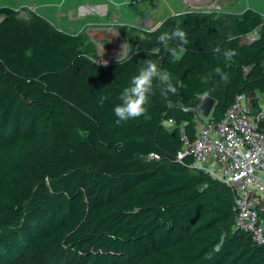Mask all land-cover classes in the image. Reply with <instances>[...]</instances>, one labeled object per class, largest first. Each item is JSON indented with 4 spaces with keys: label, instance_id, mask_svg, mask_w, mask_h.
<instances>
[{
    "label": "trees",
    "instance_id": "1",
    "mask_svg": "<svg viewBox=\"0 0 264 264\" xmlns=\"http://www.w3.org/2000/svg\"><path fill=\"white\" fill-rule=\"evenodd\" d=\"M184 14L102 64L79 35L0 6V264H264V246L234 228L231 189L178 159L206 121L205 92L214 122L238 95H264V21L246 10L226 34L209 15ZM177 27L189 44L173 63L158 37ZM217 47L237 55L225 63ZM146 60L179 94L165 100L154 81L150 118L117 125L113 108ZM221 234V252L204 259Z\"/></svg>",
    "mask_w": 264,
    "mask_h": 264
},
{
    "label": "rangeland",
    "instance_id": "2",
    "mask_svg": "<svg viewBox=\"0 0 264 264\" xmlns=\"http://www.w3.org/2000/svg\"><path fill=\"white\" fill-rule=\"evenodd\" d=\"M213 2L221 5L220 11L201 10ZM0 6L18 10L24 21L41 17L52 26L79 35V47L95 63L102 64L127 57L136 38L154 40L157 37L154 32L166 19L180 18L186 10L192 11L188 14H194L196 22H201L199 15L211 16L226 34L232 33L234 20L246 10L264 21V0H0ZM150 17L154 32L144 33L135 28ZM255 36L253 33L244 39L250 41ZM254 97L264 102V95Z\"/></svg>",
    "mask_w": 264,
    "mask_h": 264
},
{
    "label": "built area",
    "instance_id": "3",
    "mask_svg": "<svg viewBox=\"0 0 264 264\" xmlns=\"http://www.w3.org/2000/svg\"><path fill=\"white\" fill-rule=\"evenodd\" d=\"M204 13L221 10L218 2L201 9ZM192 12L186 10L183 13ZM146 21L136 28L152 31ZM201 123L194 141L183 138L178 159L191 158V169L204 172L226 184L234 196V228L251 235L253 243L264 246V102L253 95L241 94L214 122Z\"/></svg>",
    "mask_w": 264,
    "mask_h": 264
},
{
    "label": "clouds",
    "instance_id": "4",
    "mask_svg": "<svg viewBox=\"0 0 264 264\" xmlns=\"http://www.w3.org/2000/svg\"><path fill=\"white\" fill-rule=\"evenodd\" d=\"M158 40L163 48L170 53L173 63L179 58L178 50H186L185 46L189 44L187 34L179 27L175 28L171 33H162L158 37ZM173 41L177 42L175 46L172 44ZM215 51L223 55L225 63L230 62L237 55L234 49L222 50L220 47H217ZM214 72L219 76L220 82L228 83L230 81L229 74L223 71L221 67H216ZM154 81H159L155 87L160 89V94L165 100H167L170 93L172 95L179 94L178 89L171 83V74L167 70L159 69L154 61L146 60L145 66L139 68L138 73L131 78L128 86L122 90L119 96L120 103L113 108V113L116 117L115 123L117 125L142 116L145 119L150 118L146 105L149 103V97L154 94ZM208 96L209 93L205 92L204 98ZM168 102L171 103V101ZM224 241L225 237L221 234L219 242L215 244L209 253L205 254L204 259L211 260L214 254L220 253Z\"/></svg>",
    "mask_w": 264,
    "mask_h": 264
},
{
    "label": "water",
    "instance_id": "5",
    "mask_svg": "<svg viewBox=\"0 0 264 264\" xmlns=\"http://www.w3.org/2000/svg\"><path fill=\"white\" fill-rule=\"evenodd\" d=\"M215 106H216V100L214 98L210 96H208L207 98L203 97L201 104L198 108V115L202 118H209Z\"/></svg>",
    "mask_w": 264,
    "mask_h": 264
},
{
    "label": "crops",
    "instance_id": "6",
    "mask_svg": "<svg viewBox=\"0 0 264 264\" xmlns=\"http://www.w3.org/2000/svg\"><path fill=\"white\" fill-rule=\"evenodd\" d=\"M152 20H153V19L150 17L149 20H146V19H145V20H143V21H146V23H147V25H148L147 27H151V26H152V22H151ZM152 27H153V26H152ZM153 28H154V27H153ZM125 58H126V57H125ZM125 58H123V59H125ZM123 59H121V60H123Z\"/></svg>",
    "mask_w": 264,
    "mask_h": 264
}]
</instances>
